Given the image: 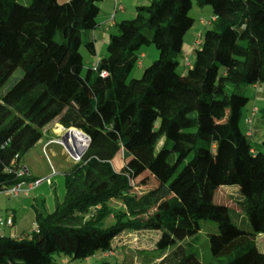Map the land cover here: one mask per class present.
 <instances>
[{
    "label": "trees",
    "instance_id": "trees-1",
    "mask_svg": "<svg viewBox=\"0 0 264 264\" xmlns=\"http://www.w3.org/2000/svg\"><path fill=\"white\" fill-rule=\"evenodd\" d=\"M101 1L0 0V88L18 72L0 95V191L32 181L17 175L22 155L44 133L52 138L57 123L89 126L91 141L105 136L123 160L120 169L113 159L75 162L53 211L32 204L29 236L0 232V264H57L55 254L74 260L98 251L137 264L135 246L123 244L132 231L151 234L140 252L157 249L154 264H203L196 243L204 219L217 225L209 264H264L255 243L264 233V104L240 127L242 89L264 83V0H195L215 18L181 72L192 0L137 5L109 32L105 53L85 65L79 47L95 53ZM149 45L157 58L128 78ZM223 108L226 117L214 118ZM147 170H160L158 186L132 194L131 181ZM220 191L229 204L215 201Z\"/></svg>",
    "mask_w": 264,
    "mask_h": 264
},
{
    "label": "rangeland",
    "instance_id": "rangeland-1",
    "mask_svg": "<svg viewBox=\"0 0 264 264\" xmlns=\"http://www.w3.org/2000/svg\"><path fill=\"white\" fill-rule=\"evenodd\" d=\"M21 2L28 4L30 0H20ZM59 2H64L66 0H58ZM148 0H143L142 4L148 3ZM126 6V11L132 12L135 9L136 3L131 0H124ZM125 14V15H126ZM190 16L194 19L192 26L188 29L186 34L184 35L183 44L181 53L178 55L179 65L177 70L179 72L186 69L184 64V56H187L190 60V63L193 62V51L190 49V46L195 40V38L202 34L203 31L209 28L210 24H202L200 20L207 21L212 17V9L208 4L198 5L195 0H192V7L189 12ZM111 32H116L115 27L112 28ZM197 46V45H195ZM99 50L104 51L105 45L98 43ZM147 50L148 53L146 57L139 56L141 63L144 66L150 64L153 60H155L158 56V51L154 45L143 46L141 51ZM79 51L84 57V61L87 60L90 62V54L86 51L84 46L79 47ZM102 52V51H101ZM86 55V58L85 56ZM141 67H139L138 63L135 64L133 69L130 71L128 78L139 76L141 74ZM15 76H18V72L14 73L10 79L0 88V95L5 92V90L11 85ZM243 94L248 97V101L245 106L241 110L240 116V127L243 131H245L249 123L246 118L251 117L252 108L256 107L260 110L264 104V83H259L256 85H248L242 89ZM259 112V111H258ZM248 116V117H247ZM216 118V113L214 115ZM57 125V124H55ZM54 125V126H55ZM53 126V127H54ZM71 126H64V129L57 133V137L52 139V142H48L47 145V137L44 133L40 142L36 143L34 146L29 148L21 158L22 167L27 170V173L24 175L25 181L40 179L41 181L38 184H35L32 189L28 192H20L18 195H13L8 191H0V217L4 220L8 215H11L12 208L20 207L16 219L14 218L15 225L5 226L0 225V232H3L5 235H14L27 237L32 233L34 229V210L32 204L36 201L43 202L44 208L46 211L51 212L55 208V200L56 198L61 199L64 195V174L65 172L73 166L75 163L74 160L70 157L72 150V143H69L68 137L66 140V145L62 140V136L64 133L68 132V128ZM52 127V131H53ZM69 133V132H68ZM52 134V132H51ZM54 136V135H53ZM100 137L99 139L92 142L91 130L90 135L88 137V144L86 145L83 151V158L86 159L88 157H97L98 159H113L112 164L116 169H120L123 160L121 157H115L116 152H118V147L115 144L105 143L103 142L106 137ZM45 140V141H44ZM58 140H62V143H58ZM44 141V143H42ZM116 148L115 152L113 149ZM161 178L160 170H147L141 173L138 177L134 178L131 181V192L134 195H142L146 193L151 188H155L158 186ZM27 179V180H26ZM23 187H27L28 184L25 182L22 184ZM228 186H223L222 189H227ZM220 194L216 195L215 201L229 204L230 202L224 199V191H220ZM165 201H161L158 203L157 207L152 211H158L164 207ZM232 205V204H231ZM234 211V210H233ZM232 210H229V218L231 222L234 224L244 227V221H239L236 219L235 213ZM201 230L199 232V240H197V249L196 254L199 260L203 264H209L211 259L209 246H208V233L215 232L217 230V225L214 221L204 219L200 221ZM151 234H146L141 231H132L125 235L124 237V247H129L133 249L134 247V255L137 264H154L157 260L158 256L161 254L157 249H152L148 252L141 253V249H146L147 246L151 244ZM255 243L257 248L260 251L264 252V233L257 234L255 236ZM136 244V245H135ZM141 247L137 250L136 246ZM143 246V247H142ZM54 258L57 264H103V262H109L107 264H115L113 262L114 258L117 262H120L123 258L122 252H109L108 255H102L100 251L95 252L93 255L85 258V259H70L68 254H55Z\"/></svg>",
    "mask_w": 264,
    "mask_h": 264
},
{
    "label": "crops",
    "instance_id": "crops-1",
    "mask_svg": "<svg viewBox=\"0 0 264 264\" xmlns=\"http://www.w3.org/2000/svg\"><path fill=\"white\" fill-rule=\"evenodd\" d=\"M131 1L135 2L136 3V6L143 3V0H131ZM120 3L122 5V7H123V10L118 11L116 13L115 18H114V21L112 22V21H110V15H111L112 10H113V0H102L100 2L99 14H98V24L96 25V27L93 30V39H94V45H95V53L94 54H90V56L87 57L88 59L90 58L91 60H90V62L87 60V62H85V65H89V64L92 65V64H94L97 61V59L100 58L105 53V48H104V51H103V49L102 50H99L98 43H101L102 45H105L106 46V42H107V39H108L109 32L112 30V28L115 27L116 23L119 20L126 19V18H130V17L133 16L134 11H132L130 13L128 12V14H126L127 13V11H126L127 9H126L125 4H123L124 3V0H120ZM195 40H196V38H195ZM195 40H193V42H192V44L190 46V49H192V51L194 49V42H195ZM147 53H148L147 50L141 51L140 52V55H142V57L145 58ZM84 56L86 58V55H84ZM143 66H144L143 63H141L139 65V67H141V68ZM226 115H227V109L226 108L220 109V110H218L216 112V118L217 119H220V120H223L226 117ZM57 124H60V123H57ZM51 132H52V134L54 136H52V138H50V139H47L48 140L47 142H52V139H54L55 137H57V133L56 132H54L52 130H51ZM40 140H41V138L38 140L37 143H39ZM44 141H42V143H44ZM19 209H20L19 206H17L16 208H12L11 215L13 216V226L15 225V222H16L14 220V218L16 219V216L18 214ZM3 225H5V224H3ZM5 226H7V225H5ZM1 234H3V232H1ZM3 235H5V234H3ZM14 235H11V236H14ZM114 260L116 261L115 258H114ZM122 260H123V258H122ZM121 261L120 262H117L116 261L114 263L115 264L121 263Z\"/></svg>",
    "mask_w": 264,
    "mask_h": 264
},
{
    "label": "built area",
    "instance_id": "built-area-1",
    "mask_svg": "<svg viewBox=\"0 0 264 264\" xmlns=\"http://www.w3.org/2000/svg\"><path fill=\"white\" fill-rule=\"evenodd\" d=\"M123 10V7L120 3V0H113V10L112 13L110 15V21H114L115 15L118 11ZM215 17H211L209 20L204 21V20H200V23L202 24H209ZM201 42V35L199 34L196 37V40L194 42V45H198ZM142 56V55H139ZM139 65L141 64L140 60H138L137 62ZM184 64L185 66L190 65V60L187 56H184ZM257 112V108L253 107L252 108V112H251V117L247 118V122L250 123L251 119L253 118V116L255 115V113ZM58 143H62V140H58ZM48 142L44 145H47ZM84 151V150H83ZM83 151H77L76 147L73 146L72 150H71V154L70 157L74 160V162H78L81 158H83ZM25 173H27V170H25L24 168L20 169L19 172L17 173L18 176L24 175ZM41 180L40 179H34L32 181H30L28 184V186L25 188L22 186V184H16L8 189H6V191H8L9 193L13 194V195H18L20 192H28L30 189H32V187L35 184H38ZM7 225V226H12L13 225V216L12 215H8L6 217V219L4 220L2 217H0V225ZM109 252H105L103 255H108Z\"/></svg>",
    "mask_w": 264,
    "mask_h": 264
},
{
    "label": "bare ground",
    "instance_id": "bare-ground-1",
    "mask_svg": "<svg viewBox=\"0 0 264 264\" xmlns=\"http://www.w3.org/2000/svg\"><path fill=\"white\" fill-rule=\"evenodd\" d=\"M64 126L57 124L53 127L54 132H60ZM90 127L80 123H74L72 127L68 128V140L76 147L77 151H83L88 144V137L90 135Z\"/></svg>",
    "mask_w": 264,
    "mask_h": 264
},
{
    "label": "water",
    "instance_id": "water-1",
    "mask_svg": "<svg viewBox=\"0 0 264 264\" xmlns=\"http://www.w3.org/2000/svg\"><path fill=\"white\" fill-rule=\"evenodd\" d=\"M67 137H68V132L64 133V135L62 136V140L65 143V145H66Z\"/></svg>",
    "mask_w": 264,
    "mask_h": 264
}]
</instances>
